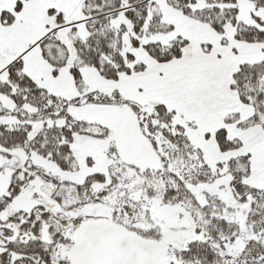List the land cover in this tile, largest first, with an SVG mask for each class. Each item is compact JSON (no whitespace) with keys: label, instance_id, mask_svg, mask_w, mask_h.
Segmentation results:
<instances>
[{"label":"snow or ice","instance_id":"snow-or-ice-1","mask_svg":"<svg viewBox=\"0 0 264 264\" xmlns=\"http://www.w3.org/2000/svg\"><path fill=\"white\" fill-rule=\"evenodd\" d=\"M0 264H264V0H0Z\"/></svg>","mask_w":264,"mask_h":264}]
</instances>
